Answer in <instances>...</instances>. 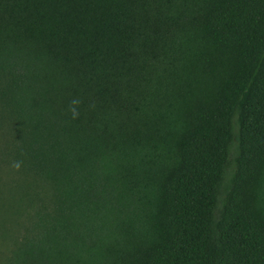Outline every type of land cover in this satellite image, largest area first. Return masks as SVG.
<instances>
[{
  "label": "trees",
  "instance_id": "trees-1",
  "mask_svg": "<svg viewBox=\"0 0 264 264\" xmlns=\"http://www.w3.org/2000/svg\"><path fill=\"white\" fill-rule=\"evenodd\" d=\"M0 241L264 264V0H0Z\"/></svg>",
  "mask_w": 264,
  "mask_h": 264
},
{
  "label": "rangeland",
  "instance_id": "rangeland-1",
  "mask_svg": "<svg viewBox=\"0 0 264 264\" xmlns=\"http://www.w3.org/2000/svg\"><path fill=\"white\" fill-rule=\"evenodd\" d=\"M13 176H14V173L11 170L7 169V170L4 171L2 177L5 180H7L9 177H13ZM6 249L7 248H4L3 244H1V241H0V264H7V258H6L7 254H5V250Z\"/></svg>",
  "mask_w": 264,
  "mask_h": 264
}]
</instances>
